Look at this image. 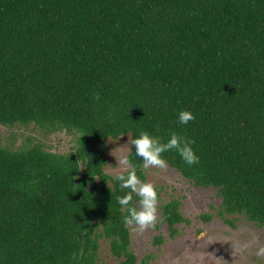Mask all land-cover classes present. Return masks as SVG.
Returning a JSON list of instances; mask_svg holds the SVG:
<instances>
[{
  "label": "trees",
  "instance_id": "16d2710c",
  "mask_svg": "<svg viewBox=\"0 0 264 264\" xmlns=\"http://www.w3.org/2000/svg\"><path fill=\"white\" fill-rule=\"evenodd\" d=\"M0 124L79 134L64 155L0 146V264H98L101 239L136 264L104 169L105 140L140 132L194 141L199 164L167 165L264 229V0H0ZM163 221L186 222L178 202Z\"/></svg>",
  "mask_w": 264,
  "mask_h": 264
},
{
  "label": "rangeland",
  "instance_id": "374dc122",
  "mask_svg": "<svg viewBox=\"0 0 264 264\" xmlns=\"http://www.w3.org/2000/svg\"><path fill=\"white\" fill-rule=\"evenodd\" d=\"M79 134L66 130H48L35 124L4 126L0 124V146L19 150L39 147L45 152L69 154L76 150ZM130 135L107 139V165L104 172L113 178L123 156L132 151ZM83 170V167H82ZM145 182L160 192L155 226L144 232L130 226V251L136 264H264L257 256L264 247V229L241 215L223 212L222 201L213 188H196L176 169H144ZM176 201L186 222L176 225V233L163 221V207ZM98 264H120L110 252L109 242L101 239Z\"/></svg>",
  "mask_w": 264,
  "mask_h": 264
},
{
  "label": "clouds",
  "instance_id": "9594fccd",
  "mask_svg": "<svg viewBox=\"0 0 264 264\" xmlns=\"http://www.w3.org/2000/svg\"><path fill=\"white\" fill-rule=\"evenodd\" d=\"M195 116L189 110H182L177 115L179 125H188L194 121ZM128 143L135 149V156L142 158L140 161L145 170L150 168H167V162L162 154L168 151H175L180 159L187 166L199 164V157L196 155L192 145L194 141L173 132L166 142L161 143L158 138L153 137L148 132H140L139 135L131 139ZM114 169H129L126 173L117 170L114 181L119 184L121 190H125L124 195L116 196V202L121 209H127V215L123 217L125 226H135L139 232H144L148 228L155 226L157 220L158 193L152 183L141 180L137 175L135 165L127 156L121 157L118 167ZM136 197V205L132 202ZM256 255L264 256V247H258Z\"/></svg>",
  "mask_w": 264,
  "mask_h": 264
}]
</instances>
